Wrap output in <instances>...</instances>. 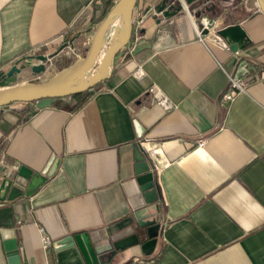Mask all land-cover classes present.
I'll use <instances>...</instances> for the list:
<instances>
[{"label":"crops","instance_id":"obj_1","mask_svg":"<svg viewBox=\"0 0 264 264\" xmlns=\"http://www.w3.org/2000/svg\"><path fill=\"white\" fill-rule=\"evenodd\" d=\"M114 1L0 0V86L38 78L35 54L63 42L70 45L49 66L65 57L60 70L82 56ZM158 1L136 0L131 41L154 35ZM198 3L220 28L239 22L248 40L232 50L198 37L183 7L170 17L174 42L136 53L123 46L108 77L78 107H70L72 95L32 115L35 101H13L0 111V179L7 173L27 183L17 175V162L50 171L35 192L0 199V227L15 228L22 264L80 261L75 249L53 242L84 231L112 240L140 233L139 243L116 250L104 264H264V11L257 0H194L189 7ZM17 60L20 70L2 78ZM137 65L144 68L141 76L134 74ZM232 72L240 73L245 89L223 100ZM152 84L171 107L155 100ZM139 145L160 189L157 244L150 253L142 252L145 229L131 200L139 190ZM56 156L59 164L51 170ZM45 233L52 237L47 246ZM0 264H9L1 236Z\"/></svg>","mask_w":264,"mask_h":264},{"label":"water","instance_id":"obj_2","mask_svg":"<svg viewBox=\"0 0 264 264\" xmlns=\"http://www.w3.org/2000/svg\"><path fill=\"white\" fill-rule=\"evenodd\" d=\"M194 0H185L186 3H192ZM136 0H115L106 10V14L95 24L94 31L90 38V44L85 53L57 70L47 79L22 80L14 84L0 86V111L13 101H35L36 105L28 115H32L38 108L50 106L57 97L68 100L74 93L85 89H91L94 84L108 77L112 60L115 53L123 46L127 45L133 31L132 14ZM258 6L264 11V0H257ZM182 0H159L153 6V18L158 24L154 35L150 38H141L136 42L133 52L145 47L160 49L176 40L172 27L173 19L171 16L183 10ZM159 13V14H157ZM145 27L139 29V33L145 32ZM204 31H207L204 29ZM222 37H225L232 50H237L248 40L245 29L238 23H229L219 29ZM67 45L63 42L54 51L49 53H38L36 57L39 62L32 66L33 72H40L46 69L51 57ZM20 60L12 64L1 76L12 75L14 71H19ZM138 135L141 134L143 127L136 122ZM140 145L137 148L138 160L135 165L137 173L136 180L139 190L132 197V203L137 208L134 214L138 218L139 226H144L146 239L140 245L142 252L150 253L156 246L160 201L159 185L154 178V172L151 169L149 160L141 152ZM52 167L59 164V157H55ZM50 166V165H49ZM17 169V175L28 179L27 183H22L19 178L8 176L3 173L0 179V199H11L20 194H31L36 191L38 185L44 182L47 174L37 173L32 169L18 162L14 164ZM1 169V167H0ZM1 245L5 252L7 263L22 264L18 248L17 237L14 227H0ZM140 233L133 231L125 236L111 239L110 237H98L93 239L90 232L69 233L63 237L55 239L53 245L58 249H75L80 261L73 264H104L108 262L109 257L118 249L128 247L133 243H139Z\"/></svg>","mask_w":264,"mask_h":264},{"label":"built area","instance_id":"obj_3","mask_svg":"<svg viewBox=\"0 0 264 264\" xmlns=\"http://www.w3.org/2000/svg\"><path fill=\"white\" fill-rule=\"evenodd\" d=\"M182 3L184 7L188 10V13L190 14L193 23H195L196 27V33L197 36L204 39V37H213L215 40H217L219 43L226 45V47L230 48L229 43L222 37L219 33L220 27L218 26L217 18L213 17L211 15H207L203 12H201V6L202 3H198L197 5L193 6V8L189 7V4L185 2V0H182ZM199 11V12H198ZM206 29L207 31H204ZM139 31V29L137 30ZM130 40V39H129ZM137 37L135 41H129L127 44L129 45L130 50H133V48L136 45ZM67 45H70L68 43ZM78 56L79 54L76 53ZM80 57V56H79ZM243 66H246L244 63ZM144 73V68H142L141 65H137L136 70L134 71V74L137 76H141ZM38 79H40V75H38ZM228 80L229 85L225 88V90L221 93V99L223 100H231L235 97V94L245 89V85L243 81L240 78V73L232 72L228 74ZM148 91L152 93V96L155 98V100L161 104L164 108L167 109V107H171L173 105V102L164 95L160 87H158L155 84H152V86L149 87ZM199 144L205 143V139L203 137L199 138ZM52 241V237L50 234L45 233L42 236V243L44 246H47ZM136 260L143 261L147 260L149 262L153 261L154 258L148 257L147 259L141 258L138 256L134 257Z\"/></svg>","mask_w":264,"mask_h":264},{"label":"trees","instance_id":"obj_4","mask_svg":"<svg viewBox=\"0 0 264 264\" xmlns=\"http://www.w3.org/2000/svg\"><path fill=\"white\" fill-rule=\"evenodd\" d=\"M102 18V17H101ZM100 18V19H101ZM99 19V20H100ZM100 82H97L96 84H94V87L91 88V89H85V90H82V91H79L77 93H74L73 96L75 97V101H72L70 103V107L71 108H76L80 105V103H82L89 95H91L94 90L100 86L99 84ZM54 102H58V99H55Z\"/></svg>","mask_w":264,"mask_h":264},{"label":"rangeland","instance_id":"obj_5","mask_svg":"<svg viewBox=\"0 0 264 264\" xmlns=\"http://www.w3.org/2000/svg\"><path fill=\"white\" fill-rule=\"evenodd\" d=\"M65 58V57H64ZM62 58L63 60H54L52 63H50V66L49 64L47 65L46 69L43 70V71H40V72H37L38 75H40V79H47L49 78L51 75H53L57 70L58 68L61 67L62 64L66 63V60ZM3 82H4V79H3ZM8 82V81H6ZM4 85V83H3Z\"/></svg>","mask_w":264,"mask_h":264}]
</instances>
